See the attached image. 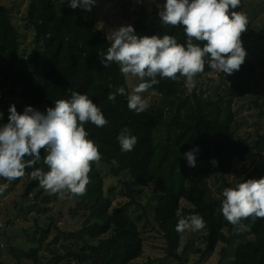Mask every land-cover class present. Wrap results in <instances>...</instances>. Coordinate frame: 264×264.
<instances>
[{
	"label": "trees",
	"instance_id": "1",
	"mask_svg": "<svg viewBox=\"0 0 264 264\" xmlns=\"http://www.w3.org/2000/svg\"><path fill=\"white\" fill-rule=\"evenodd\" d=\"M245 6V0H241V6L235 10L244 11ZM25 20L33 31L34 45L42 48V82H36L29 71L20 69L19 34L10 20L8 9L0 5V86L9 88L8 91L0 90V104L8 113L12 104L21 114L27 106L46 113L47 108L55 106V101L70 99L74 91L87 94L101 109L108 124L97 128L89 122L84 126L85 130L99 148L100 162L110 167L112 177L122 179L118 180L122 186L119 194L128 198L123 205L113 206L112 196L117 188L112 186L106 191L103 177L92 164L91 183L85 195L76 197L73 209L74 216L81 217L80 229L65 233L58 229L60 236L72 242L73 249L67 256L77 264H136L144 252V239L127 209L133 205L141 207L138 200L140 190L153 188L154 221L168 258L184 264L178 253L182 232H177L176 226L179 219L199 214L206 222L202 230L205 232L203 257L213 254L222 245L220 264H264V219L242 221L250 226V230L237 234L222 215L224 198L215 196L202 179H190L194 168L199 171L200 164L213 160L218 162L215 168L224 188L235 187L243 180L264 177V134L258 135L262 163L247 169L252 148L236 137L230 112L232 101L250 96L260 88L253 49L244 48L247 55L239 71L226 78L224 73H219L221 83L225 79L229 81L224 91L221 84L213 89L219 102L225 103L223 111H207L203 94L198 90L189 93L185 78L173 81L157 77L159 84L147 91L157 97L156 103L137 114L127 106L131 93L119 65L113 62L104 67L101 63L111 41L93 22L85 19L79 7L72 9L60 0H28ZM134 29L138 36L167 34L181 44L187 39L182 25L165 24L157 28L139 23ZM253 30L249 22L247 32L241 36L242 41ZM213 73L218 72L205 65L204 73L195 78ZM133 79L136 85L140 82ZM118 87H124L125 94L117 95L115 102L109 101V93ZM5 95L10 96L8 106ZM221 115H225L223 119ZM6 123L8 117L0 116V127ZM125 129L138 138L130 152L121 151L117 140ZM197 148L196 167L192 168L184 154ZM46 155L41 150L40 161L27 168L23 178L11 181L18 184L27 180L22 198L42 188L30 173L35 168L48 171L44 164ZM235 163L242 167L244 177L231 186L225 178L235 171ZM236 242L238 244L230 249ZM35 246L41 247L42 244L37 240L32 242V247ZM13 257L18 263L45 264L34 248L26 253L14 252Z\"/></svg>",
	"mask_w": 264,
	"mask_h": 264
},
{
	"label": "clouds",
	"instance_id": "2",
	"mask_svg": "<svg viewBox=\"0 0 264 264\" xmlns=\"http://www.w3.org/2000/svg\"><path fill=\"white\" fill-rule=\"evenodd\" d=\"M64 3L72 9L80 7L90 12L96 0ZM240 6L241 0H166L159 12L160 19L166 25H182L187 37L185 44L167 34L138 36L131 25L111 31L107 37L111 46L101 63L108 67L115 62L125 77L140 81L128 95L129 110L145 112L149 105L142 94L158 85L160 79L177 81L183 77L185 86L192 87L195 77L204 73L205 65L227 75L239 71L247 55L241 36L249 24L248 15L235 10ZM124 94L125 88L118 87L107 99L115 102L117 95ZM54 104L46 113L27 106L22 114L15 104L10 105L8 123L0 127V178L9 182L23 178L25 170L40 161L44 150L48 171L35 168L31 178L50 194L71 199L86 194L91 166L102 159L84 126L90 122L103 128L108 120L87 94L74 91L70 99H59ZM117 140L123 152L132 151L138 143V138L127 129ZM196 152L198 148L184 154L189 167H196ZM217 163L212 161L213 166ZM7 187L0 185V194ZM222 196V215L237 234L250 230L242 221L264 219V177L225 188ZM205 227L203 217L195 214L179 219L176 231H200Z\"/></svg>",
	"mask_w": 264,
	"mask_h": 264
},
{
	"label": "rangeland",
	"instance_id": "3",
	"mask_svg": "<svg viewBox=\"0 0 264 264\" xmlns=\"http://www.w3.org/2000/svg\"><path fill=\"white\" fill-rule=\"evenodd\" d=\"M165 3L166 0H96L90 12L79 8L85 19L93 22L97 29L108 37L111 31L121 26L131 25L135 28L140 23L159 28L165 25L159 16ZM245 3L243 12L248 15L254 30L242 41V44L244 48L253 49V63L260 88L250 96L232 101L230 112L234 118L233 126L236 137L252 148L247 163V169H250L262 163L258 135L264 134V37L262 36V32L264 33V0H245ZM27 4L28 0H0V5L8 9L10 20L19 34L18 40L21 48L19 67L21 70L29 71L34 80L41 83L42 48L34 45L33 31L26 23ZM227 76L224 74V78ZM126 80L131 93L136 84L131 76L126 77ZM218 84H221V90L224 91L229 81L225 79L221 83L219 73H213L202 78H195L194 86L187 89L189 93L193 90L201 92L206 110L216 113L217 109L223 111L226 107L225 103L219 102L213 92ZM1 89L9 90L8 87L3 86H0ZM142 95L149 107L157 101V97L152 94L145 92ZM4 100L8 106L10 96L5 95ZM0 113L2 117H9V113L1 104ZM224 116L221 115L220 118L223 119ZM93 165L103 177L106 191L112 186L117 188L112 196L113 206L127 202L128 198L119 194L122 186L118 184V180L122 179L112 177L110 167L101 162ZM234 168L235 171L225 178L231 186L244 177L242 167L238 163H235ZM198 170L194 168L191 171L190 179L193 181L202 179L215 196L223 197L222 192L225 189L222 186L223 180L212 161L200 164ZM27 183L25 179L18 184H13L0 178V185H8L6 191L0 194V264H32L31 262L18 263L13 257L14 252L26 253L30 248L36 250L39 259L45 264H77L71 256H67L70 249H73L72 242L63 238L62 234V236L58 234V229L64 233L80 229L81 217L73 214L76 197L61 199L57 194H50L41 188L27 198H22ZM140 191L138 200L141 207L133 205L127 209L128 215L136 223L144 239V252L136 264H178L167 257L163 238L154 221V189L146 188ZM46 231H48L47 234ZM204 235L205 232L202 230H185L181 233L178 253L182 256L184 264H220L222 245H219L213 254L202 256ZM37 240L42 246L32 247V242ZM237 244L238 242L234 243L230 249Z\"/></svg>",
	"mask_w": 264,
	"mask_h": 264
}]
</instances>
